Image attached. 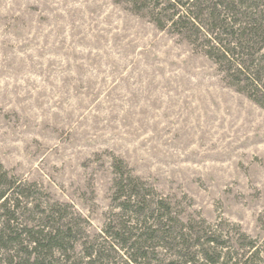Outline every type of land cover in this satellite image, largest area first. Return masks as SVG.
I'll list each match as a JSON object with an SVG mask.
<instances>
[{"label":"rangeland","instance_id":"obj_1","mask_svg":"<svg viewBox=\"0 0 264 264\" xmlns=\"http://www.w3.org/2000/svg\"><path fill=\"white\" fill-rule=\"evenodd\" d=\"M231 1L0 0V264H127L149 226L144 264H264V0Z\"/></svg>","mask_w":264,"mask_h":264},{"label":"trees","instance_id":"obj_2","mask_svg":"<svg viewBox=\"0 0 264 264\" xmlns=\"http://www.w3.org/2000/svg\"><path fill=\"white\" fill-rule=\"evenodd\" d=\"M191 0H186V2L183 3V6L188 5V10L191 11V6H196L198 4L199 0H192L193 2H190ZM222 3H225L223 1ZM234 3V0L230 2V4ZM244 3V2H243ZM246 4V3H244ZM216 5H221V3H216ZM227 5V4H226ZM225 6V5H224ZM233 9L234 7L231 6ZM212 10H215L214 8ZM251 13V12H250ZM248 13V14H250ZM257 13V12H256ZM246 14L247 21H249V24L251 25L250 32L253 37L258 36V31H260L262 28L261 22L259 21V18H255V14L253 12V16ZM181 17V16H179ZM1 166V165H0ZM2 167V166H1ZM7 190H2L0 193V200L7 201ZM7 204V202H6ZM5 204V206H6ZM26 230V233L30 236V243L33 245L32 252H35L36 256L35 259L38 261L40 258L48 259L51 256L52 249L54 247L58 248H64L65 241L67 239H70V232L68 231H56L53 232H45L44 230H35L34 228H23ZM163 234L161 236H157L156 229H153L151 226L145 227V231L141 232L139 234H135L132 236H128L127 238H122V234H114L113 237L121 240L122 239V247L128 252L130 255L131 261L127 264H144L147 260L150 259L151 250L154 246V240L155 239H166L170 238L171 235H173V232L169 228L162 229ZM20 229L18 228L17 224L14 222V218L10 215L6 217L3 224L0 226V246L3 248H7L8 244H11L14 247L22 245V241L20 240L21 237ZM153 249V248H152ZM96 251V250H94ZM93 252L88 253L89 261L85 264H107L109 262H103L105 261L103 258L105 257L103 253L96 254ZM32 252L29 253L32 254ZM204 256L206 259H210L212 257L208 256V254L203 251ZM189 260H186L185 262H181L182 264H197L194 258H188ZM208 261V260H207ZM212 261V260H211ZM29 262H13V260H10L9 262H6L5 264H25ZM32 264H53V262H34ZM75 264V263H71ZM173 264H179L178 262ZM204 264V263H203ZM208 264H220L219 262H208ZM232 264H237L232 263ZM252 264H256L255 262H252Z\"/></svg>","mask_w":264,"mask_h":264}]
</instances>
